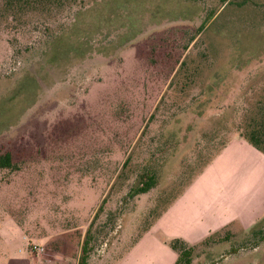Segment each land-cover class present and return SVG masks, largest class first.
Here are the masks:
<instances>
[{
    "label": "rangeland",
    "instance_id": "374dc122",
    "mask_svg": "<svg viewBox=\"0 0 264 264\" xmlns=\"http://www.w3.org/2000/svg\"><path fill=\"white\" fill-rule=\"evenodd\" d=\"M6 3L0 154L21 169L0 170V264L35 246L40 263L79 264L105 198L85 264H117L255 116L242 105L264 99V0H73L48 20ZM183 61L197 70L185 87ZM149 167L157 187L131 197ZM213 241L193 264H264L250 231Z\"/></svg>",
    "mask_w": 264,
    "mask_h": 264
},
{
    "label": "crops",
    "instance_id": "0c3cea01",
    "mask_svg": "<svg viewBox=\"0 0 264 264\" xmlns=\"http://www.w3.org/2000/svg\"><path fill=\"white\" fill-rule=\"evenodd\" d=\"M212 172L213 176L208 175ZM264 219V154L233 139L117 264H175L169 241L196 245L229 230L246 233ZM28 264H38L27 248ZM20 252H22L20 250Z\"/></svg>",
    "mask_w": 264,
    "mask_h": 264
},
{
    "label": "trees",
    "instance_id": "16d2710c",
    "mask_svg": "<svg viewBox=\"0 0 264 264\" xmlns=\"http://www.w3.org/2000/svg\"><path fill=\"white\" fill-rule=\"evenodd\" d=\"M73 0H7L6 5L9 7L11 13L10 17L15 19L18 16H27L29 13L33 11H38V14L43 16L45 20H48L53 15L59 14L60 12L64 11L66 7L73 9ZM34 9V10H33ZM33 10V11H32ZM78 14V13H77ZM76 21V20H74ZM73 21V22H74ZM73 23L71 24V26ZM203 27L200 29L202 33ZM58 37L53 36L49 41V49L52 55L53 52V43ZM195 41V37L192 36L188 41H184L183 39L178 40L175 42L177 45V49L179 51L187 50L191 43ZM99 51V50H98ZM103 51H99L102 53ZM49 63L53 64L57 63L56 59L52 56L50 58ZM189 63L188 61H183L180 64L179 70L176 72L174 79L178 80V84H183V86H187L190 83L195 81L197 70L193 72L189 71ZM182 87V91L185 88ZM173 88V82L169 85V89ZM169 90V91H170ZM164 99V98H163ZM244 104L242 108L249 113L248 115H255L246 122H243V125L239 127L240 130V137L248 142L250 145L255 147L256 149L260 150L264 154V99L258 103L257 107L258 110L253 112L251 107L244 108ZM241 108V109H242ZM158 109V108H157ZM156 109V110H157ZM246 113V114H247ZM155 119V115L153 114L150 120ZM225 147V146H224ZM129 158L125 161L123 168H125L129 163ZM21 169V165L19 162H14L11 153L7 152L5 154H0V170H9L10 172H18ZM139 184L134 187L131 192L129 193L131 197H138L141 195L148 194L150 191L155 189L158 184L157 179V172L152 167L147 168L142 176ZM106 202V198L103 200L102 205ZM100 206L98 212L93 218L89 229L86 233L84 246H83V255L80 258L79 264H85V258L89 257L92 250L90 249V242L92 240L91 236V228L93 223L95 222L96 218L99 215V212L102 210L103 206ZM264 219L259 222L252 230H250V235L253 239L258 241L264 242ZM220 232L212 234L208 238H206L203 242L196 244V245H189L186 241L181 238L172 239L169 241L170 247L177 253L178 258L175 264H193L196 259V254L198 248L202 245H210L211 243H215L214 238L215 236L219 235Z\"/></svg>",
    "mask_w": 264,
    "mask_h": 264
},
{
    "label": "built area",
    "instance_id": "2783aa9c",
    "mask_svg": "<svg viewBox=\"0 0 264 264\" xmlns=\"http://www.w3.org/2000/svg\"><path fill=\"white\" fill-rule=\"evenodd\" d=\"M28 249H29V247H28ZM34 250H36L37 252L34 251ZM34 250L29 249V252H31V254L35 256V257H34V256H33V257H34V259L36 260V262H37L38 264H44V263H40V262H38V258H37L38 256H41V251H42V250H41V249H38V247H36V246L34 247ZM36 254H37V255H36Z\"/></svg>",
    "mask_w": 264,
    "mask_h": 264
}]
</instances>
